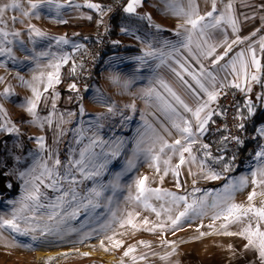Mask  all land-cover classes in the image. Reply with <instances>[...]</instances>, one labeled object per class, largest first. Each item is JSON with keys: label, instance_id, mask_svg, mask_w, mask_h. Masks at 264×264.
<instances>
[{"label": "snow or ice", "instance_id": "6c2138e0", "mask_svg": "<svg viewBox=\"0 0 264 264\" xmlns=\"http://www.w3.org/2000/svg\"><path fill=\"white\" fill-rule=\"evenodd\" d=\"M143 0H127L123 11L127 14H136L137 8L142 5ZM167 11L172 15L183 20V23L177 25L176 35L181 36L177 44L169 45L165 41V45L171 47V51L165 52L163 48H156L151 43L145 41L146 49H143V55L135 57L139 62L137 72L141 68H151L149 60L159 61L152 69L153 76L149 79V86L143 88L139 92V97L142 99L147 107L155 109L152 115L153 121H149L145 113H141L142 125L137 131V139L133 149L132 156L129 157L125 163L122 173H117L116 177L109 185L97 183L90 189L85 196H80L76 190L75 185L77 181L75 172H79L83 179H92L99 177L107 169V165L111 159H115L120 155L123 148L124 141L120 138H115L112 141H106L99 135V130L103 127L100 123L107 117L103 114L95 117L94 122L90 123L88 129L83 127L76 129L77 144L82 143L86 138L88 143L80 149L79 159L70 157L67 164L63 167L65 171H59L61 161L58 157L53 159V153L49 151L47 159L38 158L24 171L17 170L18 178L23 180V194L18 200L12 203V207L7 218L5 215H0V238H3L4 233H9L10 239H6L5 243L8 246L31 247L29 244H24L19 241L18 237H30L33 243L40 240H47L50 237H62L69 234L76 229L69 228L67 221L75 219L81 209L86 212L100 207V199L104 194L106 188H111L113 191L120 187L119 177L122 174L131 172L136 168L138 162H144L149 168L154 169L159 176L160 182H163L165 176L171 174L175 178V187L177 189L184 188L181 182L182 168L188 166V175L192 179L191 191L185 188L183 194L179 192L169 191L162 187L153 188L149 185L147 176H139L134 179L135 194L131 189L133 185H129V195L126 200L130 204H134L141 210L154 213L156 221H150L144 217L139 223L136 222L140 216V212L136 208L126 211V213L117 214L112 212L111 219L100 226L99 231L107 232L113 228V225H119L120 228L130 227L133 231L146 230L150 233H161V245L171 249L170 252L160 256L161 260H167L170 256L175 255L177 245L173 241L163 239L166 232H172L182 229L184 224L191 222L194 219H203L211 211L212 223L207 227L211 230L209 233L200 232L199 237L205 235H223V236H239L246 240L244 244L245 252H254L256 260L259 264H264V190L257 191V188H264V144L259 145L255 152V165L251 166L249 175L251 176V184L253 190L248 194L247 206L236 204L232 202L237 192L242 191L249 183L248 175L240 176L235 179L229 178L227 183L214 193L204 191L202 195L197 196L202 190L196 187L198 178L204 180H219L223 176L221 172H217L211 166L209 161L213 164H222L223 172H230L233 170V165L236 160L235 153L231 158H226L225 155L213 156L210 150V145L202 142V137L209 131V124L215 123L213 116H224L227 113L226 108H222L217 103L221 95H227L225 91L228 88H235L243 93H250L252 91L253 83L260 84L264 87V66L261 60L256 55V50L252 43L248 44L246 50L242 49L237 52L224 65H219V62L224 60L232 51L233 46L239 45L251 39L261 29H256L250 36L241 37L238 35L240 31V16L245 21L256 18V12L252 15L236 12L237 0H228L226 4L223 0H204L205 4L211 5V10L201 14L199 10L198 0H163ZM218 2L223 6L218 8ZM239 3L248 8H254L260 13H264V2L260 4H252L250 0H239ZM86 6L90 9L96 10L100 13L101 18L97 20V26L104 23L103 14L105 11H112L111 6L107 9L100 4L87 3ZM66 7H80L75 5L74 0H6L5 3L0 4V57L6 56L13 62L17 61V57L13 52V45L18 46L21 51L26 53L24 60L35 64L36 69H52L45 73L40 71L39 75H33L31 81L24 80L23 77L17 78L21 81L22 86L31 89L32 97L27 98L21 105L24 110L32 117L31 123L43 128L45 124L52 127L55 124L57 129V143L59 137L64 135L65 130L61 125L70 123L72 117L76 113H60L58 120H54L57 113L56 100L59 98V93L53 91L52 93V108L47 117H40L37 112V105L41 101L43 93L40 91L39 85L43 84V92L47 93L50 88H54L56 84L61 82L60 68L63 64L68 63L71 58L66 52L52 51L55 42L56 48L61 45H68L70 40L66 36L53 37L49 36L44 31H41L35 25L26 24L25 30L28 34L27 43L20 39L22 33L19 30L10 28V24L19 22L24 23L20 17L31 20L33 18L40 19L42 13H54L57 22L64 24L68 21L63 19L62 10ZM14 11L18 15L8 17L6 14L9 11ZM140 19H147L151 21V17L141 16ZM264 21V14L259 17ZM91 20V17H87ZM224 25L232 29L235 39L229 42L227 32L224 31ZM150 27H155L157 31H163L159 25L149 24ZM264 27V25H262ZM108 30L107 28L105 29ZM122 32H127L128 29L122 27ZM220 32L223 39L216 41V33ZM87 39V37H85ZM139 39V37H137ZM38 40L49 41L47 49L37 51L35 47L29 48L27 44L35 45ZM118 43V41L113 42ZM260 51L264 52V36L260 37L259 41ZM195 45V51L193 50ZM74 51H79L83 45L78 43L72 44ZM222 47L223 53H217V48ZM184 49L189 56L196 61L198 67H194L186 58L181 57L174 62L178 65L179 70L169 65V69L174 73L181 87L190 94L194 100V106L190 105L184 97L166 80L160 77L156 70L162 65L166 64L167 60L174 59L173 53L179 55L180 50ZM247 53V54H246ZM211 58V59H210ZM210 59V66H205L204 60ZM47 63H43V61ZM83 68V64L77 65L75 62L72 65L71 73L76 74L77 68ZM231 68V72L228 69ZM224 72L225 75L221 78L219 73ZM231 75L233 79L228 80ZM137 77L126 79L121 82L120 77L113 76L111 80L115 84H120L125 90L134 82ZM3 78L0 77V82ZM69 90L76 92L78 95L76 99L79 103V115L84 116L85 109L83 106V96L79 95V89L76 83L69 85ZM88 87L85 86L84 91L87 92ZM202 94V95H201ZM13 95L11 87H6L0 97L5 99ZM47 99V97H44ZM71 100L72 97H69ZM96 102L103 104L108 114H115L120 111L115 102L110 101L102 93L97 90ZM258 101H264V93L257 95ZM216 104V107H212ZM237 116L235 119L247 120L253 117L256 109L252 101L246 100L245 107L247 108L248 116L244 117L240 111V106L237 104ZM124 108L136 111V104L133 101L130 104H125ZM0 132L6 134L20 135V130L11 120H5L7 113L2 105H0ZM158 114V115H157ZM122 122L131 120V116H123ZM65 116L69 119H65ZM163 117V120L160 119ZM238 131H243L244 123L236 125ZM92 132L91 136H85L88 131ZM71 130V129H70ZM175 132L178 138L169 142L167 137H171ZM217 131H228V126L224 125L218 128ZM256 133L260 138H264V126L257 127ZM256 137L254 136L253 139ZM38 148L43 152L46 148L44 137H34ZM234 142L239 147H243L245 141L240 136L227 135L222 136L220 140L221 147L218 149L224 152L227 149L228 143ZM200 145V148L194 152V145ZM19 146V145H17ZM100 151L97 152L96 149ZM35 155V154H34ZM176 158V163L172 160ZM17 163L20 157L16 158ZM48 160H52L49 166ZM196 166L198 173L192 171V167ZM39 170L38 174L37 171ZM64 184H68V188H64ZM11 185H9L10 187ZM50 188L54 192L59 193L54 200H49L45 192L41 188ZM261 197V205L257 207L253 201L255 198ZM111 202L112 197L107 198ZM158 201L157 207L152 201ZM71 208L72 211L68 209ZM182 209V210H181ZM109 211L112 210L109 208ZM250 217V219H249ZM245 220L248 223L244 225L239 231L234 232L229 230L234 224H243ZM217 221H220L217 227ZM22 225H24L22 227ZM204 225H200L197 231ZM98 230L93 229L91 232L84 233L81 241L90 238ZM123 234V233H121ZM116 233L111 236H106L111 247L119 248L122 246V241L114 239ZM144 247L151 246L146 242H140ZM100 246L104 247V240L100 241ZM229 250L235 249L232 245H228ZM105 251L108 249L105 248ZM136 251L135 246H129L123 253L124 257H129ZM82 255H88L83 253ZM151 255H159L158 253H151ZM149 253H143L140 256L131 255L132 264H137L138 261L148 259ZM49 259H52L51 257ZM120 264H124L123 258Z\"/></svg>", "mask_w": 264, "mask_h": 264}, {"label": "rangeland", "instance_id": "374dc122", "mask_svg": "<svg viewBox=\"0 0 264 264\" xmlns=\"http://www.w3.org/2000/svg\"><path fill=\"white\" fill-rule=\"evenodd\" d=\"M5 2L6 0H0V4ZM107 13L108 11L105 12L103 18ZM6 15L11 17L15 15V13L10 10ZM10 28L18 30L17 23L10 24ZM20 39L27 43L28 34L22 33ZM68 45H61L59 49L54 46L51 50L60 53L66 51L67 53ZM27 46L29 48L35 47L37 51L47 49V46L39 43H36L34 46L27 44ZM13 52L17 57L16 62L11 61L6 56L0 57V77L3 78L2 82H0V93H3L4 89L9 86L13 92V95L8 99L0 97V105L3 106L7 113V116L4 117V119L11 120L20 130L19 136L15 133L6 134L0 132V174L3 175L6 180L3 191L0 190V215H5V218H7V213L10 212L12 207V203L10 202L18 200L23 194V180L18 178L17 170L24 171L33 164L34 159H47L49 155L48 150H51L53 153V159L56 157L60 159L61 167L59 171L63 173L65 171L63 166L67 164L69 158L75 157L76 159H79L80 149L88 143V140L85 138L82 143L77 144V134L75 130L81 127L88 129L90 123L94 122L95 117L101 114L105 115L107 118L100 122L103 127L99 130V135L106 141H112L115 138L122 139L124 141L123 148L121 149L119 156L110 160L107 169L103 174L96 177L94 180L83 179L79 172H75L77 181H82L78 182L75 187L80 196H85L97 183L109 185L110 182L114 180L117 173L123 172L127 159L132 156L135 141L137 139V131L142 125L141 113L143 112L148 115V111L142 110L140 104L136 106L135 112L125 110L123 102L119 100L114 91L110 90L111 87L109 88V86H112L114 83L109 79V76L108 78L105 76L103 81L97 82L92 80L91 84L88 85L87 83L88 90L83 95V106L86 114L80 116L78 106L80 102L76 99L77 95L72 94L69 90L72 78L70 77L67 82H63L62 80V72L64 69L68 71V73L66 72L68 76H72L71 69L73 60L70 58L68 63L63 64L60 68L61 82L59 84H56L54 88H50L47 93L43 92V84L39 85L40 91L43 93L42 99L37 105V112L40 117H47L51 111L53 91L59 93V98L56 100L57 113L54 116V120H58L60 113L72 112L77 114L70 118V123L61 125L65 132L63 136L59 137V142L57 143L56 141L58 137L55 124L52 127L45 124L43 128H40L38 125L31 123L32 117L23 107H21L27 98L32 97V92L30 88L22 86L21 81L17 78L20 76L23 77L24 80L31 81L33 75H39L40 71L47 73L52 69H36L35 64L24 60L26 53L21 51L18 46L13 45ZM43 63H47V61L45 60ZM92 76H90V78ZM61 84L63 92L60 88ZM121 89L124 94L125 89ZM97 90L110 101L115 102L120 111L115 114H108L106 107L103 104L96 102L95 98L97 96ZM44 97H47V99H44ZM69 97H72V99L70 100ZM74 105H76V107H73ZM121 112L123 113V116H131L132 119L122 122ZM148 116L150 117V119H148L149 121L154 120L152 115ZM65 119L67 120L69 117L65 116ZM93 131H95V129L86 132L85 136H91ZM38 136L44 137L46 148L43 152L40 151L36 140L34 139V137ZM207 137L208 136L206 135V138ZM167 138L169 139V142L174 140L172 136ZM207 139L210 141L209 138ZM209 144L211 143L209 142L208 145ZM193 148L194 152L198 150L197 145H194ZM257 150L258 149H256V151ZM96 151L99 152L100 149L97 148ZM220 155L226 156L224 152L222 153L218 151L217 156ZM17 157H20L19 163H17ZM226 158L228 157L226 156ZM48 163L49 166H51L52 160H48ZM172 163H176V158H173ZM209 163L211 166L213 165L211 161H209ZM254 165V159L247 160L244 163L235 161L232 171L222 172L223 178L219 179L222 183L217 186L213 185L217 180H204L198 178L196 187L200 188L202 191L196 195L200 196L204 191L209 190L214 193L216 190L221 189L231 176H234L232 179H235L240 176L248 175L250 182L251 176L249 173L251 166ZM212 167L215 168L216 166ZM220 167L221 169L219 172L223 171L222 164H220ZM188 171V166L182 168L181 182L184 184V188L177 189L175 187V178L171 174L165 176L161 183L159 176L155 173L154 169L149 168L144 162H138L135 169L126 174H122L119 177L120 187L118 189L115 191L110 187L105 189L104 194L99 201L101 205L100 207L89 212L81 209L79 215L75 219L67 221L68 227L76 229V231H72L62 237L54 236L47 240H40L35 243L31 241L30 237L17 238L24 244L31 245V247L6 245L5 240L10 239L11 237L9 236V233L5 232L3 238H0V264H120L122 258L124 264H132L131 255L140 256L143 253H149L148 259L138 261L137 264H178L177 251L175 255L170 256L167 260H161L159 258L160 256L165 255V253L171 251L170 248L161 245L162 237L160 232L150 233L146 230L133 231L130 227L126 226L120 228L119 225H113V228L107 232L99 231V229L102 224L111 219L112 212H116L119 215L121 213H126V211L131 210L134 207L136 208V211L140 212V216L136 220L137 223L142 221L144 217L155 222L156 216L154 213L141 210V208L136 207L134 204H130L126 200L130 191L129 185H133L131 191L135 194V187L133 184L134 179L139 176H147L149 178L148 183L151 187H162L169 191L183 194L185 188L189 191L192 189L193 178L188 175ZM38 172L39 170L37 171V174ZM229 173H231L230 176H226ZM9 185L11 186L9 187ZM68 187V184H64V188ZM41 190L45 192L49 200H54L55 197L59 195V193L54 192L50 188L42 187ZM241 193L242 192L239 191L236 195ZM108 197H112L111 202L107 199ZM152 203L157 207L159 206L158 201L153 200ZM234 203L242 204L243 202ZM109 208L112 210L111 212L109 211ZM68 210L72 211L71 208ZM211 214V211H209L208 215L203 219H194L191 222L184 224L182 229L176 231L175 234H172V232L164 233L163 239L177 242V237L181 236L186 229H197L200 225H204L203 227L205 229H209L207 225L212 223V220L210 219ZM23 226L24 225H22V227ZM261 227L264 228V224H262ZM93 229H97L98 231L90 238L80 242L84 233L91 232ZM113 233H116L114 239L123 242L122 246L119 248L111 247L110 242L105 239L106 236H111ZM101 240H104L103 248L100 246ZM141 241L146 242L151 247H144L140 243ZM129 246H135L136 251L129 257H124L123 253ZM105 248L108 250L105 251ZM153 252L158 253L159 255H151ZM83 253H88V255H82ZM50 257L52 259H49Z\"/></svg>", "mask_w": 264, "mask_h": 264}, {"label": "crops", "instance_id": "0c3cea01", "mask_svg": "<svg viewBox=\"0 0 264 264\" xmlns=\"http://www.w3.org/2000/svg\"><path fill=\"white\" fill-rule=\"evenodd\" d=\"M106 1L108 0H74V4L80 5V7H66L62 10L63 19L68 21L67 23H58L54 13L44 12L42 13L40 19L33 18L31 20H28L20 17V19L23 20L24 23L21 24L19 22H16L17 28L19 31H21V33H27L24 26L28 23H31L41 31L47 33L49 36H66L70 40L67 48V53L73 60V64L75 62V51L73 50L72 44H79L80 40L87 37L88 35H91V33H93L95 29V26L97 25V20L101 18L100 13H98L94 9L88 8L86 4H100L106 9ZM227 2L228 0H223L224 4H226ZM250 2L256 5L264 2V0H250ZM61 3H63V0H61ZM126 4L127 2L124 6H126ZM198 4L201 14L211 10L210 3L205 4L204 0H198ZM217 6L218 8H220L223 6V4L218 2ZM254 11L256 12L255 19L245 21L243 17L240 16V31L238 35H240L241 37L250 36L252 32L256 31V29L261 30L257 32L255 36H252L250 40L245 41L242 44L233 46L232 51L229 53V55L225 57L224 60L219 62V65L217 66L218 68L220 67V65L226 64L228 60H230L237 52L241 51L242 49L246 50L249 43L253 44V47L256 50V55L261 60L262 66H264V52L260 51L258 43L260 37L264 36V27H262V25H264V21H261V19L259 18L260 15L264 13H260L254 8L244 7L239 3V0H237L236 12L238 16L240 13L252 15ZM14 13L15 15H18V13ZM146 15L151 17V21L139 18ZM89 16L91 17V20L87 19V17ZM150 23L153 25H159L160 28L163 29V31H157L155 27H150ZM181 23H183L182 19L172 15L171 12L166 10L163 0H143L142 5L137 8L136 14L124 13L122 9L118 18L116 19V23H113L115 24V38L113 39V42L118 41V43L114 44L112 42V48L109 50L107 57L103 60L98 68V74L95 77L96 81H103L105 76H107V78L109 76L110 80L111 77L118 76L120 77L121 82L126 79H132L133 76L137 77L130 85V87L125 90L124 94L122 93L121 89L123 87L120 84L114 83L112 86H109V88L111 87L112 89L110 88V90L116 93V96L119 98V100L123 102V106L134 101L136 106L140 104L141 109L148 111V114L153 113L155 109L152 107H147L145 105L144 101L139 97V92L141 89L149 86V79L153 76L152 69L155 68V65L159 63V61L149 60V64L152 67L141 68L140 71L137 72L136 70L139 67V62L135 60V57L143 55L142 50L146 49L145 41L151 43L156 48H163L165 52L171 51V47L165 45V41L169 42V45L177 44L178 46L177 42L181 40L182 37L177 36L175 33L177 31V25ZM122 27L127 28L128 31L122 32ZM223 27L224 31L227 32L229 42L232 39H235V35L232 33V29L227 25H224ZM137 37H139V39H137ZM222 39L223 35L220 32H217L215 40L219 41ZM37 43L47 46L49 41L38 40ZM52 44L54 47L55 42L53 41ZM121 44H124L125 46L120 48L119 45ZM193 50L195 51V45H193ZM217 53H223V48L218 47ZM173 57L174 59L167 60L166 64L162 65L159 69L156 70V72L160 77L170 83L190 105L194 106V100L191 98L190 94L186 93V91L181 87L174 73L170 71L169 65L179 70L178 65L174 61L181 59V57L186 58L194 67H198V65L196 64V61L193 60L192 57L189 56L188 52L184 49L180 50L179 55L173 53ZM210 59L203 61L205 66H210ZM63 72L68 73L66 69H64ZM228 72H231V68L228 69ZM219 75L222 78L225 73L220 72ZM232 79L233 77L229 75L228 80L231 81ZM228 89L234 90L239 93L240 99L238 101V105L240 106V111L242 112L244 117L248 116L247 108L245 107V101L249 99L252 101V103L255 105L256 111L253 117L249 120L252 123H257L256 128L264 126V101L257 100V95L264 93V87H262L260 84L253 83L252 91L250 93H243L235 88ZM217 103L219 104V100ZM212 107H216V104H213ZM124 109L129 110L126 108ZM146 117L147 119H150L148 115H146ZM219 117L220 116H213L212 119L216 121L219 119ZM160 119L163 120V117H160ZM207 133L202 137V142L206 144H208V141L206 139ZM172 137L174 139L177 138L174 131ZM258 142L259 145L264 144V138H259ZM197 146L199 149L200 145L197 144ZM258 147L256 149H258ZM255 151L253 152L249 160L254 159ZM211 153L213 156H217L218 154L217 152L212 151ZM212 166H216L214 168L215 171L219 172L221 169L220 164H213ZM192 171L197 172L199 176V170L196 166L192 167ZM222 172L223 171H221V174ZM230 174L231 173L226 176H230ZM233 177L234 176H231V179ZM221 183L222 182L220 180H217L213 185L217 186ZM252 190L253 185L250 181L247 187L241 191V194H235L234 200L232 202H243L242 205L247 206V197L248 194L252 192ZM262 190H264V188H257L258 192ZM261 199V197L257 196L253 203L257 207H259L261 205ZM219 223L220 221H217V227L219 226ZM247 223L248 220H245L243 224H234L229 230L237 232ZM210 231V229H205L204 227H201L199 231H197V229L189 228L184 230L181 236L177 237L178 241L175 243L177 245L178 264H259V261L256 260L254 252H245L243 246L246 243V240L239 236H223L213 234L205 235L198 239L196 238L199 237L200 232L209 233ZM228 245L233 246V248L235 249V255L233 254V251L229 250Z\"/></svg>", "mask_w": 264, "mask_h": 264}, {"label": "built area", "instance_id": "2783aa9c", "mask_svg": "<svg viewBox=\"0 0 264 264\" xmlns=\"http://www.w3.org/2000/svg\"><path fill=\"white\" fill-rule=\"evenodd\" d=\"M127 0H108L105 3L106 8L111 6L112 11L108 12L103 18L104 23L96 26L93 34L88 35L87 39L83 38L80 40L79 44L83 45V48L79 51H75V58L77 60V65L83 64V68H77L76 74L71 76L72 83H76L77 88L80 90L79 95L83 96L85 91V86L87 85L88 79L93 75L94 70L102 63V61L107 57L109 52V47L112 43L111 34L113 28V19L117 14L124 8ZM108 29L107 31L105 29ZM124 44L119 45V47H124ZM227 95H221L219 99L220 107L226 108L227 113L224 116H220L215 123L209 124V131L207 133L208 138L211 142L221 140L222 136L235 135L240 136L244 141V145L249 146V150L253 151L255 149L254 144L260 138L256 129L250 130L251 121L235 119L237 116V104L240 99L238 92L226 89ZM72 94L78 95L76 92L71 91ZM239 123H244V130L238 131L236 125ZM224 125L228 126V131H217L218 128H222ZM256 137L253 139V137ZM241 147L236 145L234 142H229L225 154L228 158H231Z\"/></svg>", "mask_w": 264, "mask_h": 264}, {"label": "trees", "instance_id": "16d2710c", "mask_svg": "<svg viewBox=\"0 0 264 264\" xmlns=\"http://www.w3.org/2000/svg\"><path fill=\"white\" fill-rule=\"evenodd\" d=\"M119 14H120V12L117 14V16L113 19V23H116V19L118 18V16H119ZM115 38V24H113V28H112V34H111V39H112V42H113V39ZM112 48V43H111V45H110V47H109V50ZM75 63L77 64V60H76V58H75ZM98 68H99V66L94 70V73H93V76L91 77V78H89L88 79V85L89 84H91V82H92V80H95L96 81V75L98 74ZM70 77L71 76H68V74L66 73V72H63L62 73V80H63V82H67V80H69L70 79ZM62 82V83H63ZM87 85V86H88ZM61 87V91L63 92V90H62V84L60 85ZM73 107H76V105H74ZM248 121H250L249 119H247ZM256 126H257V123L256 122H251V126H249V129L250 130H254V129H256ZM208 138V137H207ZM206 138V139H207ZM207 141H208V139H207ZM211 143V144H209L210 145V149L212 150V152H217L218 153V149L221 147V145H220V140H217V141H213V142H211V141H208V143ZM259 146V142L258 141H256L255 142V144H254V147H255V149L257 148ZM249 146H247V145H244L243 147H241L239 150H238V152H237V154H236V160L235 161H237V162H239V163H244L245 161H247V160H249L250 159V157H251V155L253 154V152L255 151V149L253 150V151H250L249 150V148H248ZM224 153H225V151H224ZM5 182H6V180H5V177L3 176V175H1L0 174V190L1 191H3V189H4V185H5Z\"/></svg>", "mask_w": 264, "mask_h": 264}]
</instances>
